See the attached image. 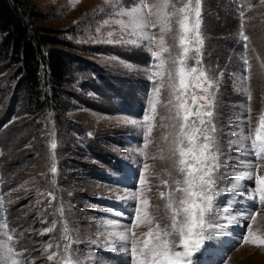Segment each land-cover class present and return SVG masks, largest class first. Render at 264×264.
Masks as SVG:
<instances>
[{
  "label": "rangeland",
  "instance_id": "374dc122",
  "mask_svg": "<svg viewBox=\"0 0 264 264\" xmlns=\"http://www.w3.org/2000/svg\"><path fill=\"white\" fill-rule=\"evenodd\" d=\"M187 2L169 0L166 11ZM24 4L34 14L32 22L70 44L62 51L78 63H73L59 93L58 108L32 115L23 94L17 93V66L6 67L0 61V243L28 264H63L70 255L75 259L72 249L82 253L78 264H136L142 257L133 258L130 246L125 252L106 243H118L117 237L108 235L116 229L106 225L132 226L134 192L150 203L132 226V239L143 241L150 230L158 231L157 225L163 229L170 223L169 193L176 187L172 179L178 178L170 151L178 131L172 118L176 100L171 86L178 88L179 65L172 63L181 51L177 17H171L172 30L162 33L159 26L151 28L159 25V19L149 13L161 8L163 0H24ZM135 4L148 21L145 31L154 38L151 51L147 41L139 46L120 42L138 38L130 26L124 29L115 22L129 23L128 17L116 13ZM200 10L202 64L219 85L213 123L222 163L215 193L219 216L209 228L215 238L205 241L213 248L211 254L201 255L202 247L194 259L198 264H264V245L243 242L253 235L264 237V201L255 184L257 175L264 177V163H257L249 176L246 170L251 165L242 166L236 148L229 146L242 119L247 120L245 134L255 139L264 116V0H200ZM161 36L168 52L159 46ZM151 52H161L160 58L153 59ZM245 58L251 65L249 72L243 71ZM161 60L163 69L155 66ZM245 75L250 102L237 87ZM45 84L47 80L42 87L48 94L51 86ZM117 93L125 96V104ZM146 114L150 119L144 122ZM242 167L243 179H234ZM225 222L228 227H215ZM65 228L71 237L69 251H64ZM54 252L56 257L50 261L47 257Z\"/></svg>",
  "mask_w": 264,
  "mask_h": 264
},
{
  "label": "snow or ice",
  "instance_id": "6c2138e0",
  "mask_svg": "<svg viewBox=\"0 0 264 264\" xmlns=\"http://www.w3.org/2000/svg\"><path fill=\"white\" fill-rule=\"evenodd\" d=\"M169 7V0H163L161 8L154 14L159 19V25L152 24L151 28L155 29L159 26L160 32L171 31V17H177L176 23L179 28V58H172L173 65L176 67V77H178V88L175 84L171 86L175 89L174 97L176 100L175 113L172 117L178 124V131L170 146L171 157L173 159L174 170L177 177L172 179V183L176 185L174 190L169 193V202L167 207L172 209L170 216V223L165 224L163 229L157 225L158 231L154 234L149 231L147 238L143 241L132 239L135 234L132 232V226L140 220V213L149 206L147 199H140L141 193L134 192L132 199L136 202L133 206L135 208L134 220L132 226L106 225V227L115 228V231H109L108 235L118 238L116 241H107L106 243L118 251L129 250L131 256L136 258L142 257L136 261V264H198L194 259V253L200 251L203 247L204 252L211 254L213 245L208 243L205 246V241H211L215 238L212 228V220L219 216L216 211V191L217 178L219 169L221 167V148L220 140L217 136V129L214 120V105L216 92L218 91V82L208 76L202 64V49L204 45V38L200 32L201 27V10L200 0H188L182 7L176 9L173 5L172 11H166ZM118 16H126L129 18V23L124 20H116L124 29L129 26L132 28V35H137L136 40H121L123 43H131L139 46L144 41H147L146 47L151 51L154 38L145 29L149 27L148 21L142 15V8L139 4H135L130 8L121 7L116 13ZM241 16L243 14L241 13ZM107 23V21H105ZM112 32L108 33L111 37ZM242 38L247 41L248 37L243 35ZM109 43L112 41L109 40ZM165 40L161 36L159 46L162 52H168L169 49L164 47ZM153 59H159L161 52H151ZM191 61V65L189 64ZM246 67L244 72H249L251 65L248 64L247 58L244 59ZM157 68L163 69L164 61L161 60L159 64L155 65ZM155 75H162L161 72ZM151 80V76H149ZM171 79V75H170ZM248 76H242L238 81V90L242 91L247 96L248 101H251V92L247 86ZM196 89L199 90V95ZM159 92V88L156 89ZM190 100V103H189ZM152 111L155 112V104L152 105ZM250 112V109H247ZM243 116V113L241 114ZM149 115L143 117L144 122L149 121ZM136 124L137 121H129ZM247 120L242 119L238 130L232 133V138L229 139V146L236 148L237 154L241 157V165L245 163L250 164L251 167L246 170L247 175H251L257 163H264V116L260 117V127L256 129L255 139H250L245 134L244 124ZM143 129V124H141ZM151 132V128H148ZM56 143L53 142L51 147L56 148ZM253 156L254 161H247L244 157ZM145 167H147L145 165ZM53 173L56 172V167L51 168ZM245 170L243 167L237 173L234 179H243ZM230 182H232L230 180ZM145 181L141 180V184ZM165 185L169 181H163ZM255 184L259 185L260 199L264 201V177L256 176ZM234 191L236 189H233ZM247 193V189L243 190ZM179 193V196L176 194ZM160 195L163 197L164 193ZM175 204V207H174ZM227 207V206H225ZM61 214L63 210L60 209ZM207 214V218H206ZM163 219V217H162ZM227 221L228 217H223ZM206 225L208 227H206ZM3 227H7L6 224ZM215 227H228L227 223H217ZM51 231V229H49ZM66 235L64 239L68 241L64 245V251H69L71 245L70 234L65 228ZM6 234V233H5ZM179 239V244L176 243V238ZM12 237L8 236V240ZM244 243H253L255 245H264V237L253 235L251 240L248 237L244 238ZM52 245H49L51 248ZM75 256L70 255L63 260V264H78L82 253L72 249ZM17 253L13 252L11 247L0 243V264H28L27 259L23 261L18 260ZM23 256L24 254H19ZM63 255V253H61ZM56 257V253H52L47 258L52 261ZM95 264V262H93ZM222 264V262H221Z\"/></svg>",
  "mask_w": 264,
  "mask_h": 264
},
{
  "label": "trees",
  "instance_id": "16d2710c",
  "mask_svg": "<svg viewBox=\"0 0 264 264\" xmlns=\"http://www.w3.org/2000/svg\"><path fill=\"white\" fill-rule=\"evenodd\" d=\"M31 17L34 14L28 11L24 0H0V61L6 67L17 66V93L23 94L29 113L41 115L48 108H58L59 93L78 60L62 51L70 44L61 40L58 33L46 32ZM45 80V85L51 86L50 95L42 87ZM116 95L125 104V96Z\"/></svg>",
  "mask_w": 264,
  "mask_h": 264
}]
</instances>
